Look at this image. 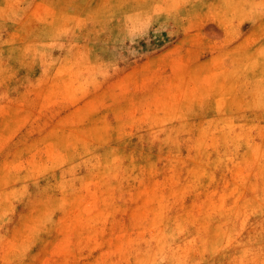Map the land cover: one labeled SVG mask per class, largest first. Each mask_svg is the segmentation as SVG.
<instances>
[{"label": "rangeland", "instance_id": "374dc122", "mask_svg": "<svg viewBox=\"0 0 264 264\" xmlns=\"http://www.w3.org/2000/svg\"><path fill=\"white\" fill-rule=\"evenodd\" d=\"M0 264H264V0H0Z\"/></svg>", "mask_w": 264, "mask_h": 264}, {"label": "bare ground", "instance_id": "6f19581e", "mask_svg": "<svg viewBox=\"0 0 264 264\" xmlns=\"http://www.w3.org/2000/svg\"><path fill=\"white\" fill-rule=\"evenodd\" d=\"M60 70V69H59ZM64 71V70H60ZM87 166L94 171H101L103 169L108 168L112 163V157L110 153L100 150L94 149L92 152L86 157Z\"/></svg>", "mask_w": 264, "mask_h": 264}]
</instances>
